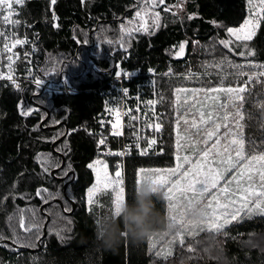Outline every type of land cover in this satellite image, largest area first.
I'll return each mask as SVG.
<instances>
[{"label":"trees","instance_id":"16d2710c","mask_svg":"<svg viewBox=\"0 0 264 264\" xmlns=\"http://www.w3.org/2000/svg\"><path fill=\"white\" fill-rule=\"evenodd\" d=\"M254 3L165 0L155 9L160 12V27L133 31L129 36L121 29L135 27V12L146 7L145 0H25L24 18L38 32L44 49L43 70L48 67L47 75L52 78L63 72L81 92L38 96L40 92L30 88L0 82V242H10L0 244V264H264L262 216L228 228L216 255L208 250L202 257L194 255L197 259L191 261L177 251L174 257L162 260L150 251L149 238H122L114 248L102 246L96 240L95 228L102 216L111 214L110 206L101 204L91 210L86 203V192L94 183L88 165L99 158L90 130L103 103L99 89L111 77L116 63L122 60L129 68L175 76L201 74L203 46L212 38L236 61L263 62L264 20H259L254 36L247 41L232 40L227 31L244 23L253 13ZM165 7L171 10L165 11ZM151 11L146 17L149 25ZM92 41L103 50L94 48ZM220 41L232 43L226 48ZM181 44L185 45V55L178 59ZM248 50L254 55L234 54ZM84 67L91 70L87 76L82 75ZM229 80L227 86H231ZM253 87L243 113L248 149L255 142L259 151L264 149V110H257L252 103L264 100V81ZM172 99L173 89L167 83L165 154L156 159H133L128 165L125 191L131 207H135L138 170L172 167L175 163ZM45 159L59 167L46 170ZM65 172L70 173L68 178ZM71 201L76 204L73 212ZM153 205L160 218L168 220L163 194L153 198ZM158 232H164L162 227L158 226Z\"/></svg>","mask_w":264,"mask_h":264},{"label":"snow or ice","instance_id":"6c2138e0","mask_svg":"<svg viewBox=\"0 0 264 264\" xmlns=\"http://www.w3.org/2000/svg\"><path fill=\"white\" fill-rule=\"evenodd\" d=\"M16 5H23L24 0H14ZM165 0H145L146 7L140 8L135 12V17L138 23L135 24L134 28H122L121 31L125 34L131 36L133 31L136 32H149L150 28L155 29L160 27V12L155 11V9L164 4ZM55 3V0H52ZM176 7H180L179 4ZM257 11L255 15L259 20H264V0H258ZM149 9H151V25H149L148 19ZM5 10L7 14H5ZM165 11H170L171 9L165 7ZM13 0H0V17H2L3 23L18 26L21 21L19 19H12L14 15ZM175 14V13H173ZM259 20L248 19L245 21L244 25L239 29L229 28L227 29L229 36L235 37L237 40L243 39L245 41L250 40L254 34L255 29L258 27ZM123 23V22H122ZM133 23L132 21L129 22ZM0 37L7 40L11 37L10 43H4V49L8 52H12L18 45H23L27 43L25 39L17 38L15 32L0 31ZM112 43V41H108ZM226 48L229 47L231 41H220ZM123 47V41L120 44ZM184 51V44L179 46V52ZM229 51L233 49L229 48ZM236 55H254V52L248 50L247 52L234 53ZM13 55H9L7 60L9 61V68L11 69V63L13 62ZM225 63L228 67L236 69L235 74L238 76H247L248 80L245 85L239 87H209L201 88L199 90H193L192 96L195 97L196 93L203 91L205 93L209 92H221L226 91L228 93H235V100L243 101L244 97L241 95L246 91V85L248 82L259 77H264V65H258L254 63H249L247 68L253 71H245L243 65L233 64L230 61H226L224 57L220 58V61L212 67H217L223 69ZM255 69H261L260 71H255ZM117 76H121V72L116 73ZM124 76H129V73H123ZM0 78L8 79L15 83L11 72L8 75L0 73ZM41 80H35L37 87L41 86ZM19 87V85H16ZM189 90L187 88H177L176 92L187 93ZM127 89L123 90V95H127ZM179 100V95H177ZM187 99V97L185 98ZM155 102L152 100L148 101V104L153 105ZM264 107V105H261ZM109 111H114V109H109ZM117 113L119 110L116 109ZM187 110H185L186 112ZM24 114H29L25 112ZM240 119H243V115L240 112L235 114ZM135 119V117H132ZM222 119L227 120L228 117L225 115ZM181 121L188 125L191 124L192 128H196L197 131L194 133L195 136L199 137L201 129L198 126L197 120L186 118L185 113H177L176 120V131H177V152L182 146L181 140L187 141L189 146L193 148L196 152V158L192 159L189 155L185 154L183 156L176 155V165L172 168L159 169V168H140L138 170L139 179L136 181L138 187L148 183L153 186L154 191H159L168 201V208L172 215L170 220L179 225L177 231L173 235V239L177 237H182V233L189 231L190 229H195L197 225H190L185 221V212L190 210L195 206H199L204 211L205 219L199 225H207L208 230L219 231L224 227L225 223L235 220L241 210L245 209L246 206L251 205L247 208L249 213L253 211H258L260 214H264V149L256 150L255 142H252V149L246 154L244 150V141L239 138H233L228 141L227 144H221L220 135H218L221 125L212 120V113H205L201 111L199 113V122L206 123L208 127L204 128V137L197 140H189L187 136L181 137L180 135V123ZM119 114L117 115V122L112 125L115 129L114 134L119 135ZM154 129L159 131L162 127L160 123L154 124ZM227 128L228 125H225ZM215 137V139H213ZM209 140L212 142L209 144ZM99 143L103 145L105 140L101 138ZM156 143L155 139L148 141V147ZM203 143L206 145L205 148L196 150L195 145ZM234 146V147H233ZM137 147L139 145L137 144ZM232 151L235 152V158L232 156ZM120 155L121 153H115ZM141 155L146 154V150L141 149ZM219 158L217 161L216 158ZM46 170L49 167H59V165L45 159L43 161ZM259 165V167H256ZM186 166V167H185ZM89 168L96 172V184L89 188L88 190V204L91 206L94 203V195L102 192L108 191L111 185V191L115 193L112 197V207L111 213L113 215H119L123 204L127 201L124 187V180L122 178L121 172L117 170L114 174L115 179H111L107 171V164L103 163L101 160H96L94 163L88 165ZM253 168H255L256 175L259 177V185L257 186L256 180L253 176ZM63 171V170H62ZM102 172V175H101ZM228 173H232L230 176ZM151 174V175H148ZM67 175V172H65ZM235 183V188L231 185ZM44 191H47L46 189ZM37 195H40L38 191ZM253 197L255 199H253ZM7 197H4L6 199ZM239 203V207L236 205ZM231 207V211L229 208ZM223 209L224 211H220ZM223 217V222H220V218ZM21 227L24 226L23 221L20 224ZM30 230V229H26ZM201 230H204L203 227ZM190 234H195L194 231ZM167 235V233H165ZM150 240L152 237L149 238ZM181 243L183 240L181 239ZM188 251H193L192 247L188 248Z\"/></svg>","mask_w":264,"mask_h":264},{"label":"built area","instance_id":"2783aa9c","mask_svg":"<svg viewBox=\"0 0 264 264\" xmlns=\"http://www.w3.org/2000/svg\"><path fill=\"white\" fill-rule=\"evenodd\" d=\"M24 5L25 0L23 5H16L13 0L15 12L11 18L19 19L20 25L5 24L0 17V31H14L17 38L27 41L23 45H18L12 52H8L3 44L10 43L11 37L7 40L0 37V73L6 76L11 72L15 83L2 78L0 82L13 88H30L34 92H44V95L76 94L78 91L67 78L54 82L52 77L45 74L41 38L31 24L25 20L22 10ZM5 14H7L6 10ZM9 55L14 57L11 69L7 60ZM117 72H121L122 75L117 76ZM123 73L130 75L124 76ZM171 77L168 72L159 73L154 69L129 68L123 64L122 60H119L111 77L99 89L103 103L93 120L90 133L96 139L98 157L112 163L113 169L119 170L123 178H126L131 160L156 159L165 154L168 117L166 85ZM35 80H41L40 87L36 86ZM249 87L250 82L247 83L245 92L249 91ZM124 89H127V95H123ZM149 100L155 103L150 105ZM109 109H114V111L110 112ZM116 109L119 113L115 111ZM118 114V127L121 134L116 135L112 125L117 122ZM156 123L162 125L159 131L153 127ZM101 138L105 140L103 145L99 143ZM151 139H155L156 143L149 148L147 145ZM141 149L146 150L145 155L140 154ZM115 153L121 154L116 155Z\"/></svg>","mask_w":264,"mask_h":264},{"label":"rangeland","instance_id":"374dc122","mask_svg":"<svg viewBox=\"0 0 264 264\" xmlns=\"http://www.w3.org/2000/svg\"><path fill=\"white\" fill-rule=\"evenodd\" d=\"M255 3L253 4V13L251 15H248V17L246 18V20L248 19H254V20H259V18L255 15L256 11H257V4H258V0H254ZM183 9V6H182ZM182 9L180 11H182ZM23 10V9H22ZM245 20V21H246ZM244 21V23H245ZM244 23L239 27L241 28ZM259 25V23H258ZM237 28V29H239ZM257 30V28L255 29V31ZM232 40H237L235 37H230ZM243 40V39H240ZM197 44V43H196ZM223 45V44H222ZM224 46V45H223ZM210 47H217L219 49V51H217L216 53H214L213 51H211L209 48ZM203 52H204V60H203V65H202V72H209L212 73L213 70H215L214 67L210 66L213 65V62H210V60L212 61L214 58H217L216 60L220 59L221 57H224L226 59V61H230L233 64H239V65H243L244 70L245 71H253L252 69L247 68V65L249 63H254V64H258V65H264V61L263 62H254L251 60H243V61H236L232 58H230L229 55L226 54V52L222 49V47H220L219 43L217 42V40L215 38H212L210 40L209 43H205V45L203 46ZM185 55V45H184V51L182 53L178 52L176 54V58L178 59H182ZM229 68L233 69L235 71L234 68L232 67H228L227 63H225L223 69L217 68L219 71L222 72H226V70H228ZM261 69H255V71H260ZM45 74L49 73L48 67H46V69H44ZM202 74V73H201ZM170 76L174 77L175 75H171L169 73ZM200 74H193V72H189L186 75H178V76H199ZM171 77V78H172ZM171 78L169 80H171ZM186 79V78H183ZM232 80H229V78L226 80V83L228 84V80L230 81L229 83L231 84V87H239V83L241 84L240 86L245 85V82L248 80L247 76H239V77H233L230 78ZM168 80V82H169ZM176 80V79H174ZM178 81H180L179 85H182V79H178ZM261 81H264V77H259L257 79H253L252 81H250V87H249V91H247L248 93H242L241 95L244 97V100L242 101L241 106L239 107V112L243 115V119H240L238 116H236L235 114L237 113L235 111L234 107H231V105H229V109L234 112L233 115V121L234 124L236 125L237 123V119H238V127L235 125H231L230 129H228V127L226 128L225 125H227V123L221 122V128L222 130H219L218 135H220L221 138V144H227L228 141L230 139L233 138H239L242 139L244 141V150L245 153L247 154L249 152L250 149H248L247 146V128H246V124H245V116L243 113V107L245 104V100L246 97H248V95H250L252 93V90L254 89L253 85L256 83V85H258L259 83H261ZM176 87V86H175ZM229 87V86H228ZM177 88H174L173 94H174V100H175V104L174 102L171 105V113L170 115L172 116V118L176 121L177 120V113H185L186 118L188 119L189 115L191 117V119H189V121H191L192 119H196L199 128L201 129L200 132V136L197 137L194 135V133L197 131L196 128H192L191 124L189 123L188 125H185L182 121L180 123V135L181 137L187 136L189 138V140H197L200 139L201 137H204L205 133L203 131L204 128L208 127V125L206 123H200L199 122V113L201 111L208 113L211 112L213 115V105L212 103H214L217 100V97H215L213 95L214 92H209V93H205L203 91H199L196 93V96L193 97L191 95V97H188L185 95V93H179L177 94L176 92ZM198 90V89H195ZM226 92V91H225ZM191 93V91L189 92ZM222 93V96L224 97V102L222 103L223 108H222V112H223V117L225 116L226 112V108L224 106L225 101L229 98H226V95ZM177 95H179V100L177 99ZM232 97H234L236 94L235 93H231ZM217 96H219V92H217ZM187 97V99H185ZM206 97H208L206 99ZM190 99L191 103L196 104V106H194V108L191 109V114L189 113V111L187 110L185 112L186 109H184V103H186V101H188ZM229 100V99H228ZM230 101H233L232 99ZM240 101V100H239ZM238 102V100H237ZM261 105H264V100H262L261 103H252V106L256 107L257 110L261 109ZM262 110H264V107H262ZM220 112V108L217 107L215 109V113H219ZM212 120L215 121V117L212 116ZM174 157H175V163L172 167H175L177 161H176V155L179 154L181 156L187 154L189 155L192 159L196 158V152L193 151V148L189 146V143L187 141L181 140V147L179 149V153L177 152V131H176V123H175V134H174ZM213 139H215V137H213ZM212 141L209 140V144ZM206 145L203 143H199L195 145V149L198 151L200 149L205 148ZM234 147V146H233ZM251 149H252V145H251ZM232 156L233 158H235V152L232 151ZM101 160L103 163L107 164V171L109 173V176L111 179H115V172L113 170V168L109 167V162L105 159H101V158H97L96 160ZM217 161H219V158H216ZM95 160V161H96ZM94 161V162H95ZM92 162V163H94ZM172 167H163V168H159V169H167V168H172ZM186 167V166H185ZM256 167H259V165H257ZM148 169V168H146ZM93 174H94V183L92 184L91 187H93L96 184V172L91 169ZM253 176L256 180V184L257 186L259 185V177L256 175L255 172V168H253ZM55 172V171H54ZM232 173H228L227 175H231ZM102 175V172H101ZM151 175V174H148ZM123 178V177H122ZM139 179V176L137 175V180ZM124 180V187H125V178H123ZM90 187V188H91ZM232 188H235V183H233L231 185ZM137 189H138V185H137ZM89 190V189H88ZM88 190L86 192V203L88 205V208L93 210L97 205H101V204H107L110 206V210L112 207V197L115 195V193H113L111 191V185L109 187L108 191H102L99 192L97 194L94 195V203L89 206L88 204ZM126 194V191H125ZM162 194V193H161ZM164 196V195H163ZM253 199H255L253 197ZM167 201V200H166ZM167 205H168V201H167ZM237 207H239V203L236 205ZM251 207V205H248L245 207V209L241 210L239 216L235 219V220H231L228 223L224 224V227L221 228L219 231H210L207 228V225H197L195 227V229H190L189 231H185L182 233V237H177L176 239H173V235L174 233L169 234L168 232L164 231V232H158L155 233L152 236V239L150 240V251L153 253V255H155L158 258H161L162 260H166L167 258H172L176 255V252L178 251L179 253H181V256H187L186 258L188 260L191 261H195L197 258L194 255H200L201 257L203 256V252L206 253V251H210L212 254H218L221 251V244L223 242L222 240V235L223 233H225L227 231L228 228L235 226V225H239L242 224L246 221H251L254 220V218L256 217H264V214H260L258 211H253L251 213H249L247 211V208ZM233 209H231V207L229 208V211H231ZM220 211H224L223 209H220ZM186 214L187 211L185 212V219H186ZM172 215L171 211L167 210V217L168 220H170V216ZM223 217L220 218V222H223ZM179 226V225H178ZM203 227L204 230H201V228ZM194 231L195 234H190V232ZM165 233H167V235H165ZM206 236H210L209 238H207L206 241H202V239ZM181 239L183 240V243H181ZM192 247L193 251H188V248Z\"/></svg>","mask_w":264,"mask_h":264},{"label":"clouds","instance_id":"9594fccd","mask_svg":"<svg viewBox=\"0 0 264 264\" xmlns=\"http://www.w3.org/2000/svg\"><path fill=\"white\" fill-rule=\"evenodd\" d=\"M158 195L159 191H154L148 183L139 186L134 197L135 207L126 202L118 216L111 213L99 219L95 228L96 240L105 248H114L122 238L146 240L158 231V226L169 234L177 231L178 225L171 220H162L155 210L153 198ZM204 219L203 209L195 206L187 211L185 221L190 225H199Z\"/></svg>","mask_w":264,"mask_h":264},{"label":"crops","instance_id":"0c3cea01","mask_svg":"<svg viewBox=\"0 0 264 264\" xmlns=\"http://www.w3.org/2000/svg\"><path fill=\"white\" fill-rule=\"evenodd\" d=\"M210 40L207 41L206 44L209 43ZM209 49L211 51H213L214 53L219 51V49L217 47H210ZM216 59L217 58H214L212 61L210 60V62H213V65H214L220 61V59H218V60H216ZM214 68H215V70H213L212 73L202 72V74H200L199 76H174L171 78V80H169L168 84L173 89V91H174V88H187L189 91L187 93H185V95L188 97H191L192 92L195 89L199 90L201 88H209V87H214V86L215 87L228 88L226 80L228 78H233L234 76L239 77L238 75L235 74L236 69L234 71L233 69L229 68L228 70H226V72H222V71H219L217 69V67H214ZM183 78H186V79H183ZM174 79H176V80H174ZM178 79H182V85H179L180 81H178ZM229 87H231V86H229ZM190 91H191V93H189ZM221 92H223V94L226 95V98L229 97L228 98L229 100L227 99L224 103V106L226 108L225 110L227 112V113H225V115H227V117H228L227 120L222 119L223 118V112H222L223 105H222V103L224 102V97L222 96ZM221 92H219V96H217V92L213 93V95L215 97H217V100L214 103H212L213 112H214L212 116L215 117L216 123H219V124L221 122L227 123L228 129H230V126L235 125V124H234V122H232L233 121V118H232L233 115L232 114L234 112H232L229 109V105H231V107H234L236 112H239V107L241 106L242 101L238 100V102H237V100L234 99L235 96L232 97L231 93H228L225 91H221ZM244 93H248V92H244ZM207 98L208 97H206V99ZM231 99L233 101H230ZM173 102L175 104L174 94H173V99L171 101V105ZM175 106H176V104H175ZM194 106H196V104L191 103L190 99L188 101H186V103H184V109L188 110L189 113L191 112V109L194 108ZM217 107L220 108L219 113H215V109ZM188 119H191L190 115H189ZM175 123H176V121H175ZM235 126L238 127V119H237V123ZM220 130H222L221 127H220ZM174 134H175V127H174Z\"/></svg>","mask_w":264,"mask_h":264},{"label":"flooded vegetation","instance_id":"af4514ba","mask_svg":"<svg viewBox=\"0 0 264 264\" xmlns=\"http://www.w3.org/2000/svg\"><path fill=\"white\" fill-rule=\"evenodd\" d=\"M137 7H138V5H137ZM98 28V27H97ZM97 30H94V31H90L89 32V36H91L94 32H96ZM94 43V44H93ZM92 44H93V47L94 48H97V47H95V46H98L99 47V49L100 50H103V48L101 47V45H97L94 41H92ZM86 47L87 48H90V46H89V44L87 43L86 44ZM98 49V48H97ZM76 59V58H75ZM84 69V71H83V73H82V75L83 76H87V75H89V73H91V70L88 68V67H84L83 68ZM58 72H60V70L58 71ZM88 72V73H87ZM85 74H87V75H85ZM75 76H73V78H74ZM78 77V76H77ZM53 80H54V82H58V81H60V80H64V74H63V72L62 73H60V75L59 76H57V77H53L52 78ZM79 86L81 85V83H79L78 84ZM76 88V87H75ZM76 90L78 91L76 94H71V95H77V94H79L81 91L80 90H78L77 88H76ZM63 94H69V93H63ZM31 100V99H30ZM63 164H64V160H63ZM70 176V173H68L67 174V176L65 177V178H68ZM64 188H66V186L64 187ZM71 203H72V205H73V203L74 202H72L71 201ZM45 205H47V203L45 204ZM44 205V206H45ZM75 206H76V204H75ZM73 207V206H72ZM76 208V207H75Z\"/></svg>","mask_w":264,"mask_h":264},{"label":"water","instance_id":"95a60500","mask_svg":"<svg viewBox=\"0 0 264 264\" xmlns=\"http://www.w3.org/2000/svg\"><path fill=\"white\" fill-rule=\"evenodd\" d=\"M124 18H125V17H122V18H121V21H123ZM82 46H84V45H82ZM75 58H76V59L78 58V50H77V54H76V57H75ZM43 94H44V92H41L38 96H42ZM50 96H52V95H50ZM42 125H43V123H42ZM42 125H41V126H42ZM67 133H68V131H67ZM53 148H54V146H53ZM54 174H55V172H52V175H54ZM57 201H59V200H57ZM44 207H45V206L42 207V210H43ZM75 207H76V206H75V203H73V209H72V212L75 210ZM72 212H71V213H72ZM71 213H70V214H71ZM49 220H50V219H48V222H49ZM44 230H45V235H44V236H46V226L44 227ZM44 236H43V237H44ZM43 237H42V238H43ZM8 243H10V242H6V241L0 242V244H8Z\"/></svg>","mask_w":264,"mask_h":264}]
</instances>
